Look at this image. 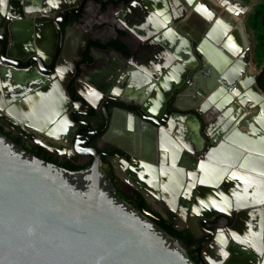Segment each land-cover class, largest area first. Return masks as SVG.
I'll use <instances>...</instances> for the list:
<instances>
[{"label":"water","instance_id":"water-1","mask_svg":"<svg viewBox=\"0 0 264 264\" xmlns=\"http://www.w3.org/2000/svg\"><path fill=\"white\" fill-rule=\"evenodd\" d=\"M88 2L0 0V122L51 152L68 157L60 145L76 158H93L86 169L71 171L37 157L0 131V264H197L182 240L155 223L153 212L140 211L117 194L102 151L89 147L99 136L130 178L149 184L143 186L145 196L163 195L158 198L179 217L175 229L181 231L183 224L199 239L196 231L203 233V221L236 216L232 243L223 247L217 238L204 252L209 264H264L260 75L254 76L258 93L249 102L240 99L232 106L236 98L230 93L248 75L250 47L239 41L235 50L242 58L228 74L208 65L190 97L177 100L195 63L193 45L206 64L221 55L219 46L229 31L222 29L223 19L216 21L220 8L208 0H133L122 9L127 15L141 10L142 48L130 58L121 55L108 90L97 91L88 73L99 61L96 53H120L93 48L94 62L83 65L78 75L90 39L80 30L83 15L75 23L70 16L82 14ZM73 33L82 41L70 61L66 53ZM137 60L142 61L136 65L139 72L134 70ZM215 69L218 75L212 78ZM74 79L82 102L73 101L67 89ZM207 93H212L208 101L213 106L231 96L222 111L230 109L208 118V125L197 112ZM85 103L94 111L89 121L72 120L71 113L86 110ZM167 104L170 111L164 115ZM251 106L257 116L245 112ZM81 126L86 129L78 132ZM94 127L102 128L85 141Z\"/></svg>","mask_w":264,"mask_h":264},{"label":"flooded vegetation","instance_id":"flooded-vegetation-1","mask_svg":"<svg viewBox=\"0 0 264 264\" xmlns=\"http://www.w3.org/2000/svg\"><path fill=\"white\" fill-rule=\"evenodd\" d=\"M90 1L96 2L94 0H89V2ZM101 1H103V0H101ZM132 2H133V0H129V1H126V2H121V1L120 2H115L113 0V5H116V6H118V8L121 9V8L125 7L126 5L131 4ZM86 5H85V7H86ZM85 7H84V9H85ZM218 8H220L221 10H223L221 7H218ZM220 12H219V17H220ZM82 15H84V10H83ZM76 16H78V15H71L70 16V23H75ZM229 16H230V13H229ZM83 22H84V19L81 22V24L79 25V26H81V28L84 26L83 25ZM118 23L119 24L117 25V28H120V26L123 27V28L124 27L127 28L125 26V23H122V22H118ZM226 25L229 27V29H232V26H231L230 22L229 23L227 22ZM239 29L241 30L242 28L239 26ZM120 32L121 31L118 32V35H119ZM229 38H230V36H228V38L226 39L225 42H226V44H230L229 45L230 46L229 49H230V51L233 54L235 52V48H238L240 46V44H241L240 42L242 41V39H240V37L238 36L236 40L230 39V41H229L228 40ZM89 39H90V43H91V41H93V40H91V35H89ZM71 40L72 41H70V44H69V47H68V51L66 53V55L68 54V59L70 61H72V59L77 56V52L79 50L78 47L81 44L80 42L82 41V38L80 36L74 35V33H73L71 35ZM95 41H99V40H95ZM110 41H106V42H103V43H108ZM90 43L88 45V48L83 53V60L78 65L79 66L78 75H81L83 73V70H82V66L83 65H89L90 64V63H84L83 62L84 61V58H85V54H86L87 50L89 49ZM93 48H95V47H92L90 49V56H92V57H93V52H92V49ZM206 51H208V49ZM226 52L227 51H224L225 54H226ZM96 54L98 55V53H96ZM228 54L233 57L232 54H230V53H228ZM121 55L122 54L115 55L116 57H119L120 60H118V64L117 65H113L112 66V69H111V72L110 73H112V71H113V69H115V67L116 68L119 67L120 63L123 62V57L126 58V56L122 55L123 56L122 57ZM221 55H219V57H217V59H214V61H212L214 63H209V61H208L207 64H206L205 63V59L206 58L198 50L197 45L196 46L193 45V57L195 58V63L194 62L191 63V68H190V71H189V74H188V79H187L186 83L184 84L183 90H181L176 95L177 96V100L178 99H182V98H185L186 99L187 97H190L192 91H194V88H195L197 82L200 81V80L203 81V76H204V74L206 72V69L208 68V65L209 66L211 65L213 68L219 67L220 70H221V68H227L228 66H231L234 63L233 61H229L228 60V57L226 55H224V56L223 55L221 56ZM130 57H127V58H130ZM97 65H98V63L95 65V67H90L89 70H88V73L91 72V71H93L94 69H96L98 67ZM226 65H228V66H226ZM47 68L50 69V66H48ZM68 71L70 72V67L67 68L66 72H68ZM221 72H222V70H221ZM250 73L251 74H255L253 72V69L250 70ZM91 78H92V76H91ZM67 89L69 90L70 96H71V98H72L73 101H76V102H82L83 101V99L79 95H76L75 79L70 84H68ZM84 89L86 91V88H84ZM202 90H203V88H202ZM205 104L206 103H204V102L201 103V105L199 104L200 107L198 108L197 112H198V114H200L203 123L206 122L207 123L206 125H208L210 123V121H208V118L215 119L219 115H218V111L216 110L217 109L216 107H213V108L211 107L212 108V111H211V108H209L210 110H208V108L205 106ZM84 105H85L84 107L86 108V110H84L83 112H77V111H75V112H72L71 113L72 114L71 115L72 120L79 119V120H83V121H87V122L89 121V118L87 116L92 115V113L94 111L92 109H90L89 106L86 103ZM109 109H111V108H109ZM213 109L215 110L216 113L213 112ZM169 111H170V107L167 104V106L165 107V113H164V115L165 114H169ZM194 112H196V111H190L191 114H193ZM78 113H83L84 116L83 115H79ZM173 114L174 113H170V117ZM0 127H2L5 130V132L10 133L13 136V138L20 139L23 147H25L28 151H30V152H32L34 154L37 153V154H39L41 156H44L43 152L41 151L43 149L48 154V158L47 159H49V160L52 159L55 164H58V165H60L62 167L68 166L69 164H72V165H74L76 167H80V168L86 167L87 168L90 165H92V163H93V158L91 156H79V157L76 158L71 153V151L68 150V148L65 149V147H62V146L59 145L58 146V149H60L62 152H64L68 156V157H65V156L60 155V154H58L56 152H51V151H49V150H47V149H45L43 147H40L38 145L32 144L30 141H28L26 138H24L22 135H20V133H17L14 130L11 131V132H8L6 130V128L8 126L5 125V124H3V123L0 124ZM206 127L207 126H205V127L202 128V130L200 132L201 134L204 135V132H205ZM101 128L102 127H94L92 130H90L89 132H87V134H91V135H89V137L85 141H91V140H93L95 134L97 135V132L100 131ZM85 129L86 128L84 126H81L78 132H80L81 130H85ZM16 134H17V136H16ZM84 135H86V133H84ZM76 140H77V137H75V139L73 140V143L71 145V149L72 148L73 149L75 148ZM85 141H83V142H85ZM89 147L90 148L93 147V148H97V149L101 150L102 153H103V160H102L103 161V166L105 165L107 167L106 170H108V172H110L111 167L114 170V173H115V184L117 185V188H118L117 194L120 195V197L126 199L127 201L128 200L130 201V200H132V199L135 198L136 192H139L146 199V201H147L148 205L151 207V209H152V205L154 206V205L157 204L158 207L161 205L162 208L161 209L159 208L161 210V212H159L158 210L155 211V212L156 213H159L161 216H165V221L172 222L174 226H175V224L177 225L176 222H177V219L179 217L170 208L165 207V205L163 204V202H162L161 199H158V197H156L154 195H151L149 193L151 196L148 195V197L150 199L152 197V200L156 203V204H154L152 202V205L149 204V202H148V199L149 198L143 194V190H142L143 189V186L144 187L146 186V188H148L149 185H147L146 183H144V181L142 180V178H139L137 176H134L133 179L130 178V177H129L130 179H125V177L123 178V174H121V168H123L124 163H122V161L116 162V161L113 160L114 159V156L116 154L114 156H111L110 155L112 152H114V150H113V148H111L103 140L102 137L99 136V137L95 138V140L90 144ZM105 162L106 163L108 162V163L106 164ZM86 168H84V169H86ZM77 171H81V170H77ZM126 171H127V168H126ZM158 196H160V195L158 194ZM161 197L163 198V195H161ZM235 224H236V216L230 218V217H227V216H224L223 215V216L219 217L216 220L203 221L202 222V225H201V229H202L203 233L202 232L200 233V232H198V231L195 230L197 232V234L201 236L199 239H196L195 236L189 230L185 229L183 227V224L182 225H179V228L181 227V232H186V231L190 232V234L198 242V246L203 247V252H202L203 261H204L205 264H209L205 260V258H204V252L207 249L210 248L212 242L215 239L217 240V238H218V240L221 241V244H222L221 246H223V247H226L227 245L229 246V244H231L232 243V240H233L232 235H231V231L235 229ZM212 235H214L213 238H211ZM227 241H228V243H227Z\"/></svg>","mask_w":264,"mask_h":264},{"label":"crops","instance_id":"crops-1","mask_svg":"<svg viewBox=\"0 0 264 264\" xmlns=\"http://www.w3.org/2000/svg\"><path fill=\"white\" fill-rule=\"evenodd\" d=\"M207 3L213 8L221 7L223 9L220 12V18H224L225 14L227 15V19L232 26V31H234L238 26L244 30V36L242 37L243 42L247 45V47H250V51L251 32H253L255 42L253 51L255 52L257 35L251 30L249 20L255 14L256 9L264 4V0H208ZM229 11H231L230 16ZM119 13L121 15L117 18ZM83 19L84 26L80 30L81 32H86L91 35V40H99L102 42L116 40L119 38L118 32L121 31L123 33L121 40L131 49L132 53H134L135 50L142 48L144 30H141V27L145 24V21H143L144 17L140 9L136 12L130 11L127 15V12H123L122 8L120 9L118 6L113 5V2L110 0H103L102 2L97 0L96 2L90 1L84 9ZM122 21L128 24L130 29L125 27L123 28L121 26L120 28H117V25L119 24L118 22ZM98 57V67L89 73L92 76L91 80L94 88L97 91H107L110 83L113 81L111 75L112 73H110L112 66L117 65L118 60L120 59L113 53L109 52L98 53ZM92 59L94 62L93 57ZM141 62L142 61L138 60L135 62V71L139 72L140 68L136 65H140ZM135 83L140 84L139 81ZM155 89H157V87ZM127 172L128 168L126 171V168L123 166V168H121L123 178L125 177V179H130Z\"/></svg>","mask_w":264,"mask_h":264},{"label":"trees","instance_id":"trees-1","mask_svg":"<svg viewBox=\"0 0 264 264\" xmlns=\"http://www.w3.org/2000/svg\"><path fill=\"white\" fill-rule=\"evenodd\" d=\"M97 1L102 2L100 0H97ZM111 2H113V0H111ZM81 16L82 14L76 16V20H78ZM249 22H250L249 24L251 26V30L254 31L255 34L257 35L254 57H255V63L257 64V66L259 68H262V73L258 79V85L260 89L264 92V4H262L256 9L255 14L250 18ZM122 36H123V33L120 32L118 39L111 40L108 43H103L101 41H95V40L91 41L89 49L87 50L85 54V58L83 62L84 63L93 62V59L90 56V49L92 47L99 48L101 50L114 49L118 53L126 57H130L132 55V51L127 45H125L122 42L121 40ZM0 131L7 134L10 138H12L20 146H23L20 139L13 138V136L10 133H6L2 127H0ZM41 151L43 152L44 156H41L35 153L37 157L43 160H46L48 162L54 163L52 159L50 160L47 159L48 154L43 149ZM64 167L71 171H77V170H82L86 168V167H82V168L76 167L72 164H69L68 166H64ZM130 203L134 207L139 209L140 211L147 210V211L153 212V214L155 215V218H153L155 223H157L161 228H163L171 236L182 240L187 245V247L191 249L189 255L197 264L204 263L203 257H202L203 247L198 246V242L194 239V237L190 234V232L178 231L177 229L174 228V225L172 222L165 221V220L161 221L160 219H162V216L159 213H156L151 209L146 199L139 192H136L135 198L130 200Z\"/></svg>","mask_w":264,"mask_h":264},{"label":"bare ground","instance_id":"bare-ground-1","mask_svg":"<svg viewBox=\"0 0 264 264\" xmlns=\"http://www.w3.org/2000/svg\"><path fill=\"white\" fill-rule=\"evenodd\" d=\"M226 4V3H225ZM210 9H212V7L210 8ZM212 11L213 12H216L214 9H212ZM221 11V9H219V12ZM219 12H218V14L216 15V21L217 20H219ZM220 19H223V25H222V29L223 30H225V29H228V31H229V33H228V36H230V38L228 39L229 41H230V39H234V40H236L235 38H237L238 36L239 37H243L244 36V30L243 29H239V26L234 30V31H232V29H229V27L226 25V23H227V21H228V19H227V15L225 14V16H224V18H220ZM229 22V21H228ZM231 33V34H230ZM238 35V36H235V37H232L233 35ZM230 34V35H229ZM228 36H226V38L223 40L222 39V42H221V45L219 46V49H220V52H221V54L224 56V55H226L227 57H228V60L229 61H233L234 63L235 62H237L238 60H240L241 58H242V54H240L239 55V52L238 51H236L235 50V52L232 54V52L230 51V44H226V39L228 38ZM240 39H242L243 40V38H240ZM226 44V46H224ZM241 45V44H240ZM240 47V46H239ZM238 47V48H239ZM224 51H227L226 52V54L224 53ZM228 53H230V54H232L233 55V57L232 56H230ZM235 59V60H234ZM214 66V65H213ZM226 66H228V65H226ZM251 66V65H250ZM221 70L223 71V73L225 72V73H227L228 74V71L230 70V66H228L227 68H221ZM250 68H249V72H248V75H247V77L245 78V80H243V84H241V87H239V90L236 92V93H232V92H230L231 94H232V96L233 97H235L236 99H235V102L234 103H232V106H233V104H239V102H240V99H242L243 101H246V102H249L248 100H251V99H253V97H252V95H254V97L256 96V94L258 93L257 91H255V88H254V86L252 85V83H253V81H254V76H255V74H251L250 73ZM218 75V71L215 69V70H213V72H212V74H211V77L212 78H214L215 76H217ZM231 82H234V81H231ZM99 85V84H98ZM219 85H221V83L219 84ZM156 87V86H155ZM106 89V88H105ZM160 89H162V88H160ZM154 91L155 92H157L158 91V89H155V88H153L152 89V92L154 93ZM204 91V90H203ZM256 93V94H255ZM212 93H207V95L205 96V97H203L202 98V100L200 101V105H201V103H206L205 104V106L207 107V108H213V107H216L217 109V111H218V115L219 116H217V117H221L223 114H224V112L226 111V110H228V109H230V106L229 107H227L224 111H222V109H223V107L224 106H226V102H229L230 100H231V96L230 95H228V94H226L225 96H224V98H223V100H221V101H217V106H213V105H210V103H209V101H208V97L211 95ZM239 94V95H238ZM156 96V95H155ZM244 96V97H243ZM158 97H159V95H158ZM251 98V99H250ZM209 103V104H208ZM210 105V106H209ZM240 106V105H239ZM243 107V106H242ZM211 108V109H212ZM244 108V107H243ZM251 109H244L245 110V112L249 115V116H257V109H252L253 108V106H251L250 107ZM209 110V109H208ZM214 110V109H213ZM174 125V124H173ZM172 130H174V131H176L177 129H178V127H176V129H174V126H172V128H171ZM243 131L244 132H246V129L244 128L243 129ZM176 135H179L178 133L176 134ZM180 136V135H179ZM181 137V136H180ZM182 138V137H181ZM136 181V180H135ZM137 182V181H136ZM135 182V183H136ZM140 185V184H139ZM142 185V184H141ZM149 185V184H148ZM140 188V187H139ZM150 190H151V188H150ZM152 191V190H151ZM154 193H156V192H154ZM158 195V194H157ZM156 197H158V196H156ZM159 197H161V196H159ZM151 199H152V197H151ZM154 199V198H153ZM159 199V198H158ZM161 199H164V197L163 198H161ZM155 200V199H154ZM166 207V206H165ZM165 210V209H164Z\"/></svg>","mask_w":264,"mask_h":264},{"label":"rangeland","instance_id":"rangeland-1","mask_svg":"<svg viewBox=\"0 0 264 264\" xmlns=\"http://www.w3.org/2000/svg\"><path fill=\"white\" fill-rule=\"evenodd\" d=\"M231 11H229V13H230ZM229 23V22H228ZM254 45H255V42H254V35H253V32H251V51H250V54H251V59H249V64L251 65L250 67H251V69H253V72L255 73V74H261L262 73V68H259L258 66H257V64L255 63V57H254ZM11 131H13L12 129H11ZM16 136H17V134H16ZM104 167V169L106 170V166L104 165L103 166ZM107 172H108V170H106ZM109 173V175H115V173H114V170L112 169V167H111V169H110V172H108ZM120 196V195H119ZM126 200V199H125ZM129 201V200H128ZM130 202V201H129ZM154 203V202H153ZM131 204V203H130ZM132 205V204H131ZM152 208H156L159 212H161V210L158 208V206L157 205H154V207L152 206ZM205 264V263H204Z\"/></svg>","mask_w":264,"mask_h":264},{"label":"built area","instance_id":"built-area-1","mask_svg":"<svg viewBox=\"0 0 264 264\" xmlns=\"http://www.w3.org/2000/svg\"><path fill=\"white\" fill-rule=\"evenodd\" d=\"M0 124H2V122H0ZM6 130H7L8 132H11V128H10V127H7ZM6 133H7V132H6Z\"/></svg>","mask_w":264,"mask_h":264}]
</instances>
